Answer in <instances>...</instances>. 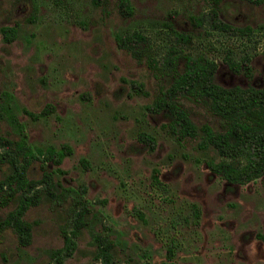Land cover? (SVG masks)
I'll return each instance as SVG.
<instances>
[{"label":"rangeland","instance_id":"rangeland-1","mask_svg":"<svg viewBox=\"0 0 264 264\" xmlns=\"http://www.w3.org/2000/svg\"><path fill=\"white\" fill-rule=\"evenodd\" d=\"M132 14L121 17L115 0L101 7L89 0H0V29L14 28L4 41L0 30V135H24L31 148L61 143L70 147L53 179L58 201L41 199L23 218L31 223L30 242L18 245L10 227L0 231V264H44L62 245L61 231L71 227L76 200L85 204V225L61 264H99L94 236L112 244L120 264H159L171 247L175 264H264V179L227 184L209 171L219 159L197 138L177 139L161 124L160 114L144 109L158 79L128 52L116 47L114 32L141 30L148 54L161 55L172 42L162 24L191 36L184 51L201 52L216 63L221 85L262 83L264 75V0L252 4L220 0L219 16L250 31L202 33L186 19L211 7L210 0H129ZM226 50L238 60L250 57L251 76L233 73L222 61ZM146 52V51H145ZM142 84V92L130 82ZM45 104L51 111L36 118ZM191 119L215 126L202 107L186 102ZM152 135L149 148L137 134ZM81 160H84L82 163ZM49 169L54 165L48 164ZM157 169V182L152 170ZM4 166H0V177ZM37 161L28 177L40 175ZM0 205V216L10 209ZM196 208L197 215L193 214Z\"/></svg>","mask_w":264,"mask_h":264},{"label":"trees","instance_id":"trees-1","mask_svg":"<svg viewBox=\"0 0 264 264\" xmlns=\"http://www.w3.org/2000/svg\"><path fill=\"white\" fill-rule=\"evenodd\" d=\"M89 1L103 9L108 0ZM240 1L259 4L262 0ZM210 2L213 5L205 12L186 15L194 29L200 28L203 34L209 30L237 34L250 31L247 25L235 26L222 20L219 16L220 0ZM115 9L121 17L132 14L129 0H115ZM162 25L171 32L172 42L159 56L148 54L149 38L141 30L113 33L116 47L125 50L137 61L143 56L147 69L159 81L156 92L144 109L153 115L160 114L163 118L161 125L175 138H197L198 148H210L219 156L215 162L207 160L206 167L227 184H245L257 178L264 179V75L260 85L248 82L244 85L218 84L214 79L216 63L212 59L201 52L191 53L180 47V44L188 45L191 36L175 30L170 22ZM0 30L4 41L13 39L12 26H4ZM222 61L231 72L241 73L246 78L251 76L249 55L242 54L238 60H234L230 51L226 50ZM130 87L132 91L147 95L140 82L132 80ZM186 102L200 105L215 126L207 121L196 124L190 117ZM51 108V105L45 104L35 113L25 112L36 118L48 114ZM137 136L149 148L153 147L152 135L138 133ZM67 154H70V147L66 143H61L59 148L52 145L31 148L23 134L17 139L0 135V166H4L0 177V205L8 201L12 204L0 216V231L10 227L18 245L25 246L30 242L31 223L23 218L26 209L41 199L58 201L62 197L57 189L60 184L52 175L54 170L63 172L58 165ZM34 161H37L41 173L37 177H28L27 171ZM81 161L84 163V160ZM48 164L54 165V169H49ZM157 173V169L152 170L154 182H157ZM75 202V207L71 208V227L61 231L62 245L50 251L51 260L44 264H61L63 258L74 249V237L85 225L83 216L87 211L82 201ZM193 214L197 215L195 207ZM255 236L264 242V232H257ZM94 239V255L99 264H120L112 259L113 244L109 239L99 234ZM171 256V247H167L165 259L159 264H175Z\"/></svg>","mask_w":264,"mask_h":264}]
</instances>
